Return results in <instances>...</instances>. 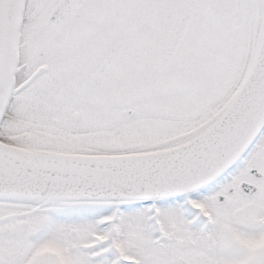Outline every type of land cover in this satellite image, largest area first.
I'll list each match as a JSON object with an SVG mask.
<instances>
[{
  "label": "snow or ice",
  "instance_id": "snow-or-ice-1",
  "mask_svg": "<svg viewBox=\"0 0 264 264\" xmlns=\"http://www.w3.org/2000/svg\"><path fill=\"white\" fill-rule=\"evenodd\" d=\"M0 264H264V0H0Z\"/></svg>",
  "mask_w": 264,
  "mask_h": 264
}]
</instances>
